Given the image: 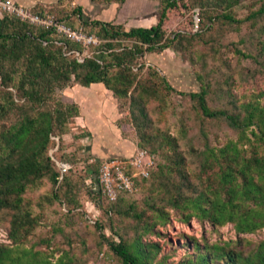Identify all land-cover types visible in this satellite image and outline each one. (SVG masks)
<instances>
[{
	"label": "trees",
	"instance_id": "1",
	"mask_svg": "<svg viewBox=\"0 0 264 264\" xmlns=\"http://www.w3.org/2000/svg\"><path fill=\"white\" fill-rule=\"evenodd\" d=\"M183 1L159 0L155 24L128 29L114 20L90 19L80 5L61 10L57 20L78 27L72 24L76 20L82 27L94 29L99 38L82 61L74 52L81 53L84 47L60 37L53 28L31 25L9 15L0 17V219L8 222L9 240L0 243V264H79L73 249L86 250L85 238L76 240L63 232L65 245L60 247L52 243L55 234L34 239L39 217L28 195L45 180L51 191L40 200L63 204L69 219L76 214L75 189L80 178L72 173L71 166L61 170L59 164L69 161L58 154V137L60 141L67 132L68 121L77 116L78 108L55 98L57 89L72 83H101L116 98L126 100L138 147L161 156L148 176L133 177L135 186L146 190L140 205L125 199L131 192H120L109 201L97 183L102 159L89 164L90 190L106 200L101 209L118 239L105 235L101 221L96 220L93 228L98 243L107 245L118 264H172L167 263L166 255L157 258L159 243L146 238L160 234L158 226H167L171 213L181 222L195 218L215 228L230 223L238 235L264 229V90L240 100L232 91V77L227 76L217 87L222 105L212 107L208 102L214 91L212 84L197 73L198 90L178 91L188 96L202 118H222L239 132L236 139L229 138L221 145L206 143L193 160L178 137L156 126L151 117L155 109L150 104L162 99L163 90L176 89L153 67H148L146 77L140 76L138 66V59L146 52L166 48L189 52L192 60L206 64L208 55L205 51L197 55V45L202 43L211 51L219 44L218 28L237 30L244 22L257 25L264 20V0L243 18L236 17L233 10L242 0H193L192 5L200 9L198 30L166 35L164 21ZM33 11L50 14L38 6ZM231 44L239 56L256 59L251 52ZM260 49L264 50L263 43ZM116 219L129 222L130 235L115 231ZM182 236L188 251L175 264H264V238L244 249L230 242Z\"/></svg>",
	"mask_w": 264,
	"mask_h": 264
},
{
	"label": "rangeland",
	"instance_id": "2",
	"mask_svg": "<svg viewBox=\"0 0 264 264\" xmlns=\"http://www.w3.org/2000/svg\"><path fill=\"white\" fill-rule=\"evenodd\" d=\"M192 3L193 0L180 2L177 8L168 13L162 26L166 35L173 36L179 31L195 32L198 30L200 9ZM260 3L261 0H242L241 4L233 10L236 17L243 18L251 8H256ZM75 5H80L83 14L90 19L114 20L126 29L132 25L155 24L158 20L160 6L159 0H124L122 3H96L92 0H49L45 2L42 0L35 7L47 10L50 15L57 17L61 10L69 11ZM31 9L33 10L34 7ZM72 24L78 27L67 25L76 30L81 29L83 34L91 35L99 42L94 29L84 28L76 20H73ZM232 29L230 26L217 29L219 44H215L211 51L202 43L197 45V55L202 51L208 55L206 64L192 60L189 52L182 53L173 48H166L159 52H146L138 59V66H141L140 76L146 77L148 67H153L176 89V91L168 92L163 90L162 99L150 104V107L155 109L151 111V117L156 126L178 137L182 149L193 160H196V153L203 149L206 143L221 145L229 138L236 139L239 132L232 129L222 118H202L193 108L188 96L178 91L198 90L197 73H201L204 79L212 84L214 91L208 97V102L212 107L222 105L223 101L218 96L217 87L218 83L222 84L227 76L232 77L234 82L232 91L240 100L250 99L264 90V50L260 51L261 43L264 44V20L259 21L257 25L244 22L239 29ZM231 43L237 44L236 46L242 51L251 52L256 59L239 56ZM94 45L97 44L88 46L82 44L83 51L81 53L75 51L74 54L77 57L87 55L91 46ZM55 98L66 103H74L78 108L77 116L68 121L67 132L60 136V141L58 137V144H60L58 154L63 155L69 161L68 165L71 166L72 173L80 178L79 185L75 189L77 208L71 220L66 215V207L63 204L56 200H40V197L50 194L51 191L50 184L43 180L37 188L28 193L33 200L34 213L39 217L34 239L38 235L48 237L55 234L52 243L60 247L65 245L63 233L70 234L71 237L77 238L76 240L80 237L85 238V251H81L77 246L73 249L75 255L79 257V264H118L107 245L98 243L100 239L93 228L96 220L101 221L105 225L103 228L105 235L118 239L114 231L110 229L107 217L101 209L106 204V200L90 190L88 168L89 164L95 161L94 159L105 160L121 155L132 156L143 150L137 145V136L129 117L127 101L116 98L112 91L101 83L89 86L72 83L63 89H57ZM157 104L159 106L155 107ZM246 133L250 135V130L246 129ZM56 148L51 149L49 153ZM148 153L153 161V165L149 168L150 173L155 169L156 161H161V156ZM145 193L146 190L135 186L133 192L125 195V199L135 201L140 205ZM171 214V221L167 226H158L160 234L146 236L148 240L159 243L161 249L157 258L166 255L167 263L175 264L188 251V247L183 246L185 239L182 235L184 234L193 236L199 241L230 242L244 249H248L253 243L264 238V229L253 234L238 235L230 223L215 228L207 221L201 222L195 218H191L189 222H181L174 213ZM114 223L115 231L130 235L127 220L116 219ZM7 227V220L2 217L0 219V243L9 242Z\"/></svg>",
	"mask_w": 264,
	"mask_h": 264
},
{
	"label": "built area",
	"instance_id": "3",
	"mask_svg": "<svg viewBox=\"0 0 264 264\" xmlns=\"http://www.w3.org/2000/svg\"><path fill=\"white\" fill-rule=\"evenodd\" d=\"M3 15L13 16L31 25L53 28L58 35L81 45L88 46L99 43L96 38L83 34L81 29H73L64 21L57 20L53 15L37 13L30 7H25L12 0H0V17ZM77 58L79 61L83 60V56ZM59 165L62 171L70 167L66 163H60ZM152 165V157L145 149L126 158L105 159L98 166L97 183L102 194L109 201H114L120 192L134 191L133 177L135 175L148 176L149 168ZM131 169L132 172H130Z\"/></svg>",
	"mask_w": 264,
	"mask_h": 264
},
{
	"label": "crops",
	"instance_id": "4",
	"mask_svg": "<svg viewBox=\"0 0 264 264\" xmlns=\"http://www.w3.org/2000/svg\"><path fill=\"white\" fill-rule=\"evenodd\" d=\"M12 1H14L16 3H19V4H21V5L25 6V7H30V8L35 7V5L38 4V2H40V3L42 2V0H12ZM43 1H45V2L47 1L48 2L49 0H43ZM129 156H131V155H129ZM129 156L121 155V156H117V157L126 158V157H129Z\"/></svg>",
	"mask_w": 264,
	"mask_h": 264
}]
</instances>
